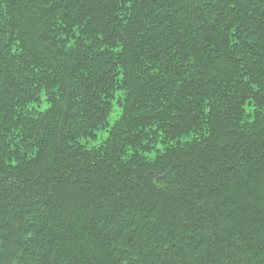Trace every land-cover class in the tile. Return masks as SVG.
Masks as SVG:
<instances>
[{
  "label": "trees",
  "instance_id": "obj_1",
  "mask_svg": "<svg viewBox=\"0 0 264 264\" xmlns=\"http://www.w3.org/2000/svg\"><path fill=\"white\" fill-rule=\"evenodd\" d=\"M0 264H264V0H0Z\"/></svg>",
  "mask_w": 264,
  "mask_h": 264
},
{
  "label": "rangeland",
  "instance_id": "obj_2",
  "mask_svg": "<svg viewBox=\"0 0 264 264\" xmlns=\"http://www.w3.org/2000/svg\"><path fill=\"white\" fill-rule=\"evenodd\" d=\"M118 113V112H117ZM115 115V113H113V116Z\"/></svg>",
  "mask_w": 264,
  "mask_h": 264
}]
</instances>
